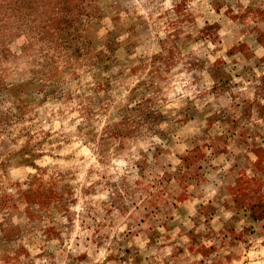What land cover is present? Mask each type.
Masks as SVG:
<instances>
[{
  "label": "clouds",
  "instance_id": "9594fccd",
  "mask_svg": "<svg viewBox=\"0 0 264 264\" xmlns=\"http://www.w3.org/2000/svg\"><path fill=\"white\" fill-rule=\"evenodd\" d=\"M0 264H264V0H0Z\"/></svg>",
  "mask_w": 264,
  "mask_h": 264
}]
</instances>
